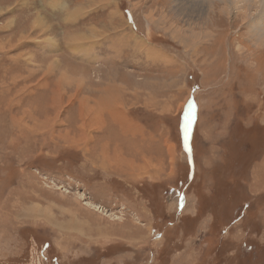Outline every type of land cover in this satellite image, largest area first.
Wrapping results in <instances>:
<instances>
[{
    "label": "rangeland",
    "instance_id": "1",
    "mask_svg": "<svg viewBox=\"0 0 264 264\" xmlns=\"http://www.w3.org/2000/svg\"><path fill=\"white\" fill-rule=\"evenodd\" d=\"M237 1L0 0V264H264V0Z\"/></svg>",
    "mask_w": 264,
    "mask_h": 264
},
{
    "label": "bare ground",
    "instance_id": "2",
    "mask_svg": "<svg viewBox=\"0 0 264 264\" xmlns=\"http://www.w3.org/2000/svg\"><path fill=\"white\" fill-rule=\"evenodd\" d=\"M211 1H213V0H211ZM222 1H226V6H224V10H228V9H230L231 7H235L236 9H239V7L240 6H238V1L237 0H222ZM231 1V2H230ZM244 3H243V6H242V8L244 9V10H246V9H248V7H249V4H247L246 2H249V1H251V0H242ZM247 4V6H245L246 4ZM210 4V3H209ZM183 7H184V5H183ZM211 7V6H210ZM188 8V7H187ZM228 8V9H227ZM190 11H192V13H193V11H194V7H192V6H190ZM214 11V10H213ZM221 11V10H220ZM217 12V11H216ZM255 20V19H254ZM262 21H264V2H263V5H262V9H260V13H259V16H258V18H257V20H255V22H254V25L255 26H257V27H264V23L262 22ZM252 25V24H251ZM176 28V27H175ZM256 28V27H255ZM176 30V29H175ZM174 30V31H175ZM254 30V29H253ZM255 30L257 31V33L255 32ZM254 30V32L258 35V34H260L259 32H260V30H258V29H255ZM208 31V30H207ZM181 32V31H180ZM264 32V31H263ZM254 33V34H255ZM178 34H179V32H178ZM208 34H210V32L208 33ZM208 34H206L205 33V36L207 37V36H209ZM255 34V35H256ZM199 35V34H198ZM179 36H181L180 34H179ZM254 37V36H253ZM259 37V39H262L263 37L262 36H258ZM198 38V40H199V36L198 37H196V39ZM250 38V37H249ZM256 39H257V37H256ZM193 40V39H192ZM206 40V39H205ZM207 40H209V39H207ZM110 106V105H109ZM111 114H113L112 113V111L111 110H108ZM116 114V113H115ZM103 115V114H102ZM114 115V114H113ZM116 118V117H115ZM117 118H119V120H120V122L121 123H123V122H125V121H123L122 119H123V117H122V115L120 116L119 114H117ZM114 119V118H113ZM100 120V119H99ZM90 122H94V119H90L89 120ZM114 121V120H113ZM98 122V121H97ZM115 122H116V120H115ZM105 123V122H104ZM40 126V125H39ZM133 126V125H132ZM104 127V126H103ZM122 127V126H121ZM87 127H85V129H86ZM134 128V127H133ZM123 130V129H122ZM108 131V130H107ZM35 132H37V131H35ZM142 132V131H141ZM32 133H34V132H32ZM36 134V133H35ZM135 134V133H134ZM60 137V136H59ZM75 141H76V139H75ZM66 144V143H65ZM116 153V152H115ZM114 158V157H113ZM105 160H109L108 158L107 159H105ZM132 165H135L134 163L132 164ZM140 166V165H139ZM142 166V165H141ZM135 168H136V166H135ZM137 168H140V167H137ZM137 172V171H136ZM134 173V172H133Z\"/></svg>",
    "mask_w": 264,
    "mask_h": 264
},
{
    "label": "crops",
    "instance_id": "3",
    "mask_svg": "<svg viewBox=\"0 0 264 264\" xmlns=\"http://www.w3.org/2000/svg\"><path fill=\"white\" fill-rule=\"evenodd\" d=\"M32 22V21H31ZM65 23H67V21H65ZM32 30V29H31ZM51 29L48 27L47 29H46V31H50ZM89 31H91L90 29H88V32ZM87 32V33H88ZM82 33H84V34H87V33H85V32H82ZM78 34V33H77ZM77 34H75V35H72L71 37H75V39H77V38H79V37H81V36H83L84 34H79V35H77ZM96 32H92L91 33V35L90 36H88V37H95L96 36ZM79 45V44H78ZM91 50H95V48H90ZM93 58H98V60H99V62L100 61H102L98 56H93ZM114 88H109V91H108V95H109V97L108 98H111L113 101H117V99L116 98H118V97H122V96H120V95H114V94H118L116 91H114L113 90ZM104 100H106V99H104ZM104 100L102 101V103H97V108H93L92 110H93V112L94 113H99V112H106V111H108V109H101L100 108V106H102L103 107V102H104ZM106 110V111H105ZM107 113V112H106ZM93 122V121H92ZM97 124L99 125V123L97 122ZM92 129H96V128H92ZM98 129H100L99 127H98ZM116 151H118V149H116ZM121 153V152H120ZM123 159H124V157H123Z\"/></svg>",
    "mask_w": 264,
    "mask_h": 264
}]
</instances>
